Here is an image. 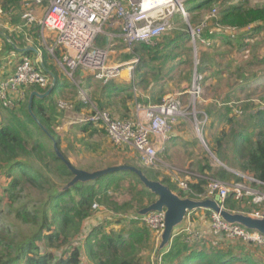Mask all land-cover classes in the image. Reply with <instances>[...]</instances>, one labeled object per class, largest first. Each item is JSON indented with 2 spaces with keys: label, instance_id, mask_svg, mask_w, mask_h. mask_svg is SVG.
<instances>
[{
  "label": "rangeland",
  "instance_id": "374dc122",
  "mask_svg": "<svg viewBox=\"0 0 264 264\" xmlns=\"http://www.w3.org/2000/svg\"><path fill=\"white\" fill-rule=\"evenodd\" d=\"M3 1L0 0V6ZM171 1L174 8L172 28L152 46H147L149 51H138L139 46L136 45L127 49L121 40L119 23L106 26L103 34L98 37L97 45L107 52V62L125 64L119 81L110 83L123 88L122 93L107 97L106 93H102V84L95 81L86 71L78 69L73 77L68 79L56 65V73L61 75L49 98L57 103L56 112L59 119L53 121V127L62 141V149L77 167L103 169L109 165L127 164L141 168L149 179L169 180L175 187L173 193L180 195V198L188 196L178 188L179 180H184L187 184L196 183L198 179L209 182L214 179V173L219 168L234 177L222 182L230 184L240 178L246 186L251 185L250 175L242 173L233 165L235 136L222 141L226 162H220L210 149L217 148L216 141L224 131L227 135L230 133L231 125L218 119L222 111L230 109L228 116L234 118L232 124L236 129L239 125L246 127L248 117L253 116L257 110L264 111V27L256 32L253 29L257 24L241 30L218 25L215 22L219 18L217 8L221 1L228 4L227 0H220L213 9L193 12L186 11L190 0ZM231 2L237 3V0ZM247 2L253 7L264 8V0ZM176 4L184 9L186 18L178 12ZM213 10H216V14H213ZM22 11L23 5L20 3L13 14L0 13V58L8 54L5 47L7 37H14L19 46L20 39L15 37L13 30L17 25L11 26L8 23L15 16L20 17ZM205 19L206 24L200 39L195 38L194 42L191 38L176 40L175 43L172 41L177 33L185 34L189 32V28H196ZM134 60L137 63L132 64ZM200 61L203 62L202 70H198ZM128 67H133L129 75ZM196 75L202 78L198 84L200 92L194 98L190 92ZM171 97H177L181 101L185 115L172 127L167 144L158 153L157 161L150 167L143 166L132 149L114 146L101 129L84 123L91 105L108 111L115 118L136 121V105H156ZM193 100L194 103L190 104ZM60 103H66L68 106L61 109ZM73 112L80 113L81 116H75L77 119L74 120ZM6 116V110L0 108V122L5 120ZM83 126L87 127V132H81ZM227 163L233 166L228 167ZM201 167L204 168L203 171L200 170ZM207 167L211 170L206 169ZM130 182V179L123 180L118 184L117 190L111 193L122 209L110 212L101 206V211H93L83 224L82 239L97 226L105 230L114 229L122 235L135 227H141L132 221L137 210L135 204L127 211L123 210L128 201L132 200V194L128 191ZM253 187L252 190L256 194L263 192L262 189ZM241 207L245 210L251 208L245 203L241 204ZM195 213L198 216L193 213L191 223L197 229L202 228L199 221L203 218L205 223H210V211L197 210ZM134 215H138V210ZM180 226L174 229V233ZM151 231V237L139 257L143 264H161V260L157 258L161 253L160 237ZM205 240L209 243L203 246L206 250L215 248L225 253L231 247L234 256L248 255L259 264H264V252L253 246L230 242L223 237L216 238L212 235H205ZM168 247L169 245L163 250ZM55 252L58 256L62 249ZM162 263L176 264V261L169 259ZM232 264L250 263L236 261Z\"/></svg>",
  "mask_w": 264,
  "mask_h": 264
},
{
  "label": "trees",
  "instance_id": "16d2710c",
  "mask_svg": "<svg viewBox=\"0 0 264 264\" xmlns=\"http://www.w3.org/2000/svg\"><path fill=\"white\" fill-rule=\"evenodd\" d=\"M23 1L4 0L0 13L13 14ZM219 1L190 0L186 11L213 9ZM227 1L228 4L221 1L217 8L219 18L215 22L218 25L241 30L257 24L253 29L256 32L264 27V8L253 7L247 0H237V3ZM8 24L18 26L20 17L15 16ZM22 37L23 35L19 39H23ZM187 38H190L188 31L185 34L177 33L172 41L175 43L176 40L183 41ZM15 41L14 37H7L5 47L8 51L13 52L14 47H18ZM136 46H139L138 51H149V47L144 44ZM199 65L198 70H202L203 62L200 61ZM44 67L47 69L45 63ZM55 83L57 84L58 80ZM103 90L114 96L122 93L123 88L108 84ZM26 91L23 101L15 107L6 109L0 105V108L7 112L6 119L0 122V264H143L139 253L149 241L152 231L142 222L135 220L137 215L134 214L137 210L151 205L156 196L131 172L106 174L96 180L77 182L64 190L74 176L65 162L57 156L54 143L65 161L75 169L92 173L119 165H109L103 169L73 165L62 149V141L53 127V121L59 117L56 101L50 100L51 94L43 99L33 98L32 101V113L46 130V134L32 119L27 106L32 91L43 94L47 89L29 87ZM229 112L230 109L222 111L218 119L231 125L230 133L227 135L224 131L216 141L217 148L210 151L220 162H226L222 141L235 136L233 165L242 173L264 184V111L257 110L253 116L248 117L247 126L239 125L238 129L233 128L234 118L228 116ZM86 129L87 127L83 126L81 132H87ZM233 165L227 163L228 167ZM137 169L149 179L143 169ZM206 169L211 170L210 167ZM200 170L203 171L204 168L201 167ZM233 178V175L223 168L214 173V179L220 181ZM126 179L131 180L128 191L132 194V200L128 201L123 210L127 211L135 204L137 210L132 221L141 227H135L122 235L114 229L105 230L97 226L82 239L83 224L92 215L94 204L98 206V211H101L102 207L110 212L122 209L111 193ZM149 180L160 182L173 192L175 190L169 180ZM236 181L241 179L237 178ZM207 184L205 179L188 184L190 192L186 195L190 199L201 200ZM243 203L251 208L245 210L241 207ZM223 207L228 212L246 215L261 212V208L251 204L249 199L237 202L231 196L225 199ZM171 241L168 249L161 251V264L169 259L175 260L176 264H232L236 261L259 264L248 255L234 256L231 247L225 253L215 248L206 250L203 246L209 243L205 239L192 242L182 235H177ZM60 249L62 252L57 256L55 251Z\"/></svg>",
  "mask_w": 264,
  "mask_h": 264
},
{
  "label": "built area",
  "instance_id": "2783aa9c",
  "mask_svg": "<svg viewBox=\"0 0 264 264\" xmlns=\"http://www.w3.org/2000/svg\"><path fill=\"white\" fill-rule=\"evenodd\" d=\"M171 4V0H24L20 24L13 30L15 33L24 34L26 39V30L31 26L37 27L41 33L48 30L55 35V40L53 46H47L46 50L68 79L73 77L76 70L82 69L95 81L108 85L120 77L125 64H109L107 52L98 47V37L103 34L104 28L119 23L121 40L127 49L137 44L152 46L172 28L174 8ZM177 6L178 12L186 18L184 9L180 5ZM213 14H216V10H213ZM205 24L206 19L196 28H189V36L193 42L195 38L200 39ZM41 38L44 41L43 36ZM38 63H41L40 54L35 61L27 55H22L14 72L0 80L2 107H15L23 101L29 87L42 90L50 87L51 76L44 73ZM127 69L129 75L133 67ZM201 78L200 75L194 76L190 92L193 97L200 92L198 84ZM193 103L194 100L190 104ZM67 106L66 103L59 104L61 109ZM184 115L181 101L177 97H171L156 105H136V121L115 118L108 111L91 105L84 123L101 129L114 146L132 149L137 153L141 164L150 167L157 161L158 153L167 144L172 127ZM249 179L251 185L248 186L243 184L242 179L230 184L212 179L206 185L205 194L201 199H213L218 196L223 209L225 199L230 196L237 202L249 199L251 204L261 206L260 213L250 216H259L264 211V184L252 176ZM252 187L260 188L263 192L256 194ZM178 188L184 193L190 192L184 180L178 181ZM92 209L96 211L98 206L94 204ZM192 213H187L176 233L173 231V238L182 235L186 240L193 242L205 239V235H212L216 238L223 237L230 242L257 247L264 252V234L238 224L227 223L213 212H210L208 230L202 231L191 223ZM134 219L145 224L160 237L163 231V212L137 215ZM161 257L162 253L158 259L161 260Z\"/></svg>",
  "mask_w": 264,
  "mask_h": 264
},
{
  "label": "water",
  "instance_id": "95a60500",
  "mask_svg": "<svg viewBox=\"0 0 264 264\" xmlns=\"http://www.w3.org/2000/svg\"><path fill=\"white\" fill-rule=\"evenodd\" d=\"M24 52V49L19 50ZM55 80L51 83L50 87L43 94L36 91H32L29 95L28 100V113L32 119L40 126L43 132L46 130L39 124L38 120L32 113L31 105L33 98L43 99L48 97L53 88L55 87ZM54 150L57 156L65 162L66 166L73 174V179L64 187V190L68 189L77 182H88L96 180L106 174L115 172H131L137 176L143 186L152 194L156 196V200L148 207L138 211L139 216H145L151 212H163V231L160 235V245L159 252L165 249L167 245L171 242L173 238V231L176 227L182 224L187 213L195 212L197 210H207L218 214L224 221L230 224H238L249 230L258 231L264 234V211L259 216H250L243 213H231L226 211L220 205V199L215 196L213 199L205 200H193L190 198H180L178 195L174 194L168 187L161 184L160 182L149 180L146 176L142 174L140 170L129 165H119L104 170L95 171L92 173L75 169L67 163L58 150L56 144L54 143Z\"/></svg>",
  "mask_w": 264,
  "mask_h": 264
},
{
  "label": "crops",
  "instance_id": "0c3cea01",
  "mask_svg": "<svg viewBox=\"0 0 264 264\" xmlns=\"http://www.w3.org/2000/svg\"><path fill=\"white\" fill-rule=\"evenodd\" d=\"M37 14H39V10L37 11ZM17 27V26H16ZM14 26L13 29H16ZM26 34L28 35V38H24V34L22 33H15V37H21L23 35V39L20 40L19 45L21 47H14L15 51H8L7 55H4L3 58H0V80L3 79L4 77L12 74L18 64L19 57L22 55H27L30 58H32L33 61H35V58L38 57V55H41V63H38L39 68L42 69L44 72H46L48 75L51 76L52 82L55 80V82L58 80L60 74L56 73V63L52 57L48 54L46 47L47 46H53L54 40H55V35L49 32L48 30H44L42 33L39 31V29L35 26H31L30 29L26 30ZM44 38V41L42 40V37ZM24 49V52H20L19 50ZM27 54V52H29ZM47 57V58H46ZM47 67L45 69L44 67ZM52 70V71H51ZM121 77H119L116 81H119ZM100 83V82H99ZM58 84V83H57ZM101 84V83H100ZM107 86V85H102ZM106 93L107 97H112L113 94H109L108 92L104 91L102 88V93ZM117 95V94H116ZM135 113V112H134ZM73 117L75 116H81L80 113L73 112ZM59 119V118H58ZM77 117L74 118L76 120ZM79 120V119H78ZM76 122H72L74 124ZM71 125V124H70ZM194 216H198L197 213L193 212ZM193 215V214H192ZM201 215V214H199ZM192 219V216H191ZM205 218H203L204 220ZM203 220L199 221V225L201 224L202 228H199L202 231H207L209 228V223H205Z\"/></svg>",
  "mask_w": 264,
  "mask_h": 264
}]
</instances>
